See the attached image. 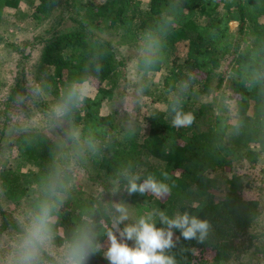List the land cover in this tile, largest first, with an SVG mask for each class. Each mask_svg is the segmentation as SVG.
<instances>
[{
	"label": "trees",
	"instance_id": "16d2710c",
	"mask_svg": "<svg viewBox=\"0 0 264 264\" xmlns=\"http://www.w3.org/2000/svg\"><path fill=\"white\" fill-rule=\"evenodd\" d=\"M31 1L38 16L60 7L61 12L46 33L25 42V48L10 44L22 60L6 112L18 96L27 93L25 60L30 53L26 48L42 44L39 68L45 73L41 86L61 100L63 118L78 128V139L86 146L82 153L71 155L80 169L104 187L108 199L68 195L66 185L73 171L60 161L59 144L32 130L22 131L15 141L19 162L35 167L32 181L4 165L0 182L7 198L14 203L29 199L34 213L41 202L54 201L52 240L57 246H65L83 223L82 217H89L102 249L86 264H109L103 244L112 228V182L127 188L125 172L139 175L137 183L153 175L171 190L159 199L160 212L169 218L187 212L211 225L203 243L185 240L180 230H172L175 247L165 250V255L173 256L176 264H226L241 250L252 247L258 237L250 229L262 215V205L260 198L246 196L248 185L243 175L234 171L224 196L214 197L223 172L233 171L236 161L264 153V0ZM20 2L0 0V21L7 8L17 9ZM66 19L72 23L62 27ZM234 21L239 22L237 33L230 29ZM104 30L120 31L123 45L152 46L138 61L146 75H153L147 77L143 94L165 103L168 110L151 115L146 136L137 125L121 127L114 114L101 112L104 102L114 95L126 65L114 42L99 33ZM182 42L187 43L184 55L178 48ZM155 74L159 82L153 81ZM216 76L217 90L227 77L232 78V98L244 107L238 113V125H232L224 111L214 112L211 102L195 99V94L211 93ZM85 82L95 87L91 96L80 93L79 85ZM175 110L192 113L193 123L173 127ZM197 121L203 126L198 128ZM65 150H70V145ZM149 158L162 163L151 164ZM130 195L138 199L147 193ZM0 216V237L9 228L23 233L1 201ZM43 257L54 261L45 251Z\"/></svg>",
	"mask_w": 264,
	"mask_h": 264
},
{
	"label": "rangeland",
	"instance_id": "374dc122",
	"mask_svg": "<svg viewBox=\"0 0 264 264\" xmlns=\"http://www.w3.org/2000/svg\"><path fill=\"white\" fill-rule=\"evenodd\" d=\"M102 2L104 0H98ZM31 0H21L20 6L7 8L3 20L0 21V172L4 165L18 169L25 173L26 178L32 181V172L35 169L32 163H21L18 160V151L15 144L16 138L22 131L32 130L40 132L52 140L58 146V156L63 164H68V168L73 171V176L69 178L66 185L67 194L74 193V196H99L103 201H107L108 196L104 187L97 181L91 179L88 174L80 169L71 154L82 153L85 149L84 142L78 139L79 130L72 122L63 118L65 107L59 98L45 91L41 82L44 73L39 68V59L42 44L29 46L25 52L30 53L25 60L26 66V91L27 93L18 96L11 103L6 112V102L12 87L16 84L19 64L22 55L10 44L25 48L24 43L34 41V38L46 33L61 12L60 8H55L47 14L37 15L35 4L31 5ZM83 3H90L89 0H82ZM38 4V1L35 2ZM71 21L66 19L62 27L71 25ZM230 29L237 33L239 22H231ZM101 33L106 38L112 40L120 58L126 60V65L122 69V74L115 93L111 99L106 100L101 108L103 114H114L119 126L137 125L140 134L146 136L150 133L151 126L149 118L156 111L168 110V105L163 102L154 101L149 94H143V86L148 82L146 73L139 66V59L150 53L152 46L145 43H132L123 45L120 43V31L104 30ZM250 39V37H249ZM187 43L179 44V51L185 54ZM231 77V76H230ZM227 77L223 87L216 89L217 76L213 79L211 93L208 95L195 94V99L200 103L211 102L214 105V112L224 111L230 117L232 125L240 124L241 117L238 116L240 109H244L238 101L232 98V81ZM153 81L159 82V76L153 77ZM147 80V81H146ZM81 95L91 96L95 87L88 82L79 85ZM197 127H202V121H197ZM71 138V140H69ZM70 145V150H65ZM71 157V158H70ZM70 158V159H69ZM76 159L79 156L75 157ZM151 164L162 163L154 158L148 159ZM236 171L243 175L244 182L247 183L246 196L258 197L261 199L262 215L255 221L250 229L251 234L257 235L255 244L233 256L226 264H264V153L250 155L243 161L234 163L233 171H225L221 174V187L217 196H224L227 190V183ZM214 175V173H212ZM111 197L114 203H123L128 209L129 220L125 221L121 229L129 223L135 222L137 218L149 213L153 218L157 228L163 225L159 221L160 198L151 193L145 197L134 199L127 192V188L122 187L118 181H113L111 186ZM0 201L3 208L14 218L23 233L9 228L0 237V264H10L11 254L14 246L18 243L26 226L29 224L34 212L29 207V199L20 203H14L4 193L0 182ZM1 223V216H0ZM118 235V233H117ZM119 238V237H118ZM133 245L132 241H127ZM107 241L103 244L106 251ZM65 246H57L53 240L44 250L54 261L43 257V264H61Z\"/></svg>",
	"mask_w": 264,
	"mask_h": 264
},
{
	"label": "clouds",
	"instance_id": "9594fccd",
	"mask_svg": "<svg viewBox=\"0 0 264 264\" xmlns=\"http://www.w3.org/2000/svg\"><path fill=\"white\" fill-rule=\"evenodd\" d=\"M74 94L71 93L70 97ZM194 119L192 113L175 110L172 125L176 128L185 127L191 125ZM124 176L129 194L151 193L158 198L170 194L169 186L153 175H149L142 183H137L140 180L137 174L125 172ZM164 176L167 179V173H164ZM112 208V228L106 232L108 246L103 253L109 264H176L173 256L165 255V250L175 247L172 230H180L185 240L195 239L197 243H203L211 227L207 220L190 216L187 212L183 215L177 213L173 218H169L161 211L158 216L163 227L157 228L153 214L149 213L121 229L120 225L129 220L128 209L123 203H114ZM55 209L54 201L45 200L38 205L24 234L14 246L10 264H43V252L53 238ZM82 221L71 240L65 244L61 264H86L91 256L102 249V245L97 243L92 220L84 216ZM127 241H132L133 245L129 246Z\"/></svg>",
	"mask_w": 264,
	"mask_h": 264
},
{
	"label": "crops",
	"instance_id": "0c3cea01",
	"mask_svg": "<svg viewBox=\"0 0 264 264\" xmlns=\"http://www.w3.org/2000/svg\"><path fill=\"white\" fill-rule=\"evenodd\" d=\"M157 75H158V74H155L154 76L157 77ZM146 76H148V77H149V76L152 77L153 75L150 73V74H147Z\"/></svg>",
	"mask_w": 264,
	"mask_h": 264
}]
</instances>
